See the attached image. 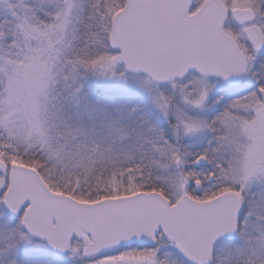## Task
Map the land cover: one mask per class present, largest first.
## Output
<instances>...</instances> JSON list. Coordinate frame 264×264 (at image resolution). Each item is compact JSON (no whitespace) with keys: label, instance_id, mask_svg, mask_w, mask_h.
<instances>
[{"label":"snow or ice","instance_id":"6c2138e0","mask_svg":"<svg viewBox=\"0 0 264 264\" xmlns=\"http://www.w3.org/2000/svg\"><path fill=\"white\" fill-rule=\"evenodd\" d=\"M0 264H264V0H0Z\"/></svg>","mask_w":264,"mask_h":264}]
</instances>
